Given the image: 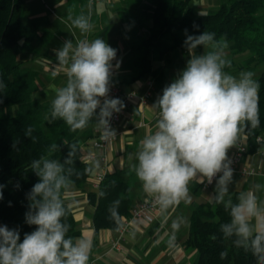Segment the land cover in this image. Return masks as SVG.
<instances>
[{
  "label": "clouds",
  "instance_id": "obj_1",
  "mask_svg": "<svg viewBox=\"0 0 264 264\" xmlns=\"http://www.w3.org/2000/svg\"><path fill=\"white\" fill-rule=\"evenodd\" d=\"M68 19L85 37L91 33L89 16L80 14ZM184 43L190 58L152 105L159 114L155 131L139 141L134 157L130 155L135 160L131 169L142 191L154 199L162 213L190 199L189 184L194 179L201 184H212L215 179L212 199L223 204L230 216L220 225L224 238L235 237L236 247L251 251L257 264H264V200L256 195L261 185L241 192L233 203L229 196L233 169L228 156L246 127L259 126L260 85L252 71L236 75L225 71L231 67L226 53L228 43L217 40L215 33L188 35ZM198 46H203L202 54L196 53ZM53 51L58 64L67 68V79L57 89L45 119L62 120L74 132L94 120L104 138L115 135L109 121L113 113L124 107L119 98H108L117 50L98 37L80 39L75 44L66 40ZM119 67L117 61L115 68ZM32 132L29 127L25 135L32 137ZM63 144L69 148L63 161L52 158L60 150L57 143H52L45 155L31 162L30 168L39 182L28 194L25 219L35 230L25 233L21 242L18 230L0 226V264H89L92 240L67 235L70 225L65 222L67 208L62 197L73 186L71 177L79 173L72 167L77 144ZM95 166H99L98 162ZM120 203L117 199L108 209L117 231L122 227ZM184 223V218L177 217L171 228L175 232ZM168 245L175 246L174 235ZM226 256L227 252L221 253L222 259Z\"/></svg>",
  "mask_w": 264,
  "mask_h": 264
},
{
  "label": "trees",
  "instance_id": "obj_2",
  "mask_svg": "<svg viewBox=\"0 0 264 264\" xmlns=\"http://www.w3.org/2000/svg\"><path fill=\"white\" fill-rule=\"evenodd\" d=\"M86 0H68V6L77 15L82 14ZM118 16L127 28L129 58L124 63L128 74L122 82L131 83L145 76L153 79L160 95L164 87L174 80H167L163 66H154L155 61H169V52L185 45L188 35L198 36L204 31L215 33L217 40L229 43L231 54L248 52L249 55L238 64L232 57L227 58L231 67L254 71L262 64L256 80L259 87V126L245 128L247 151L254 152L261 141L257 137L264 132V0H225L216 9L198 14L190 5V0H126L116 8ZM44 16H29L25 0H0V226L18 230L20 241L25 233L35 230L26 223L29 211L28 194L39 177L32 172L30 164L34 159L47 153L52 143L60 150L52 158L63 161L69 148L64 145L77 144V152L72 167L79 175L71 177L74 188H81L88 180L91 165L82 158V143L93 137L89 129L72 131L62 120L49 122L51 104L42 103L33 97L37 89L38 72L26 66L19 59V53L43 55L53 37L46 27ZM113 84V82L111 83ZM33 129L32 137L25 135ZM261 137V136H260ZM131 168L109 172L104 175L99 187L87 193L88 202L94 207L91 215L95 230H116V224L109 219L108 209L119 199L120 216L127 217L133 206L134 187L137 182ZM104 192L103 197L99 196ZM64 194V193H63ZM233 203L237 201V191L229 194ZM63 198V197H62ZM227 200L228 197H225ZM67 215L65 222L70 225L68 236L80 234L76 221L65 201ZM230 219L229 211L223 204L203 202L195 204L189 216L188 232L184 242L186 248L195 250L191 264H257L251 251H245L233 244V238L225 239L220 225ZM227 252L225 258L221 253Z\"/></svg>",
  "mask_w": 264,
  "mask_h": 264
},
{
  "label": "crops",
  "instance_id": "obj_3",
  "mask_svg": "<svg viewBox=\"0 0 264 264\" xmlns=\"http://www.w3.org/2000/svg\"><path fill=\"white\" fill-rule=\"evenodd\" d=\"M126 0H109L89 6L84 4L82 14L90 17L93 25L91 33L87 34L88 39H104L111 47L117 50L116 58L113 63V84L119 85L123 90H134L137 94H142L147 88L146 81L150 76L137 79L131 83L122 82L123 77L128 74L124 68L125 61L129 58L128 48L129 39L127 28L118 16L116 8L125 4ZM46 4V1L43 0ZM47 10L35 9L33 5L26 6V12L29 16H44L47 19L46 27L54 33L48 42L47 47L42 49L43 55L35 56L27 53L22 60H25L27 66L37 70L38 80L36 95L42 103L51 104L58 88L66 83L67 68L60 66L57 62L54 49L63 46L66 40L76 41L84 37L80 31L73 27L69 16L75 18L77 13L68 6V0H47ZM197 54H202L203 46H198L195 50ZM227 58H233L238 64L249 55L248 52L232 55L228 43L226 49ZM169 61H155L154 66L162 65L167 80L172 81L176 73L186 67L187 60L190 58L185 45L177 47L169 52ZM120 61L119 69L115 68L116 62ZM257 68V67H256ZM255 68V69H256ZM246 69L235 68L229 73L236 75ZM254 72V71H252ZM254 79H256L254 77ZM160 96L154 85L152 97L145 105H140L134 101L127 109L126 113L119 122L113 127L115 139L104 150H97L91 145V140L97 135L98 129L95 121H91L85 129H89L93 137L85 140L80 152L84 160L86 155L94 153V159L87 161L92 169L87 182L81 188L71 187L64 192L63 199L68 202L69 208L76 221L77 228L80 231L78 237L90 238L93 247L89 259V264H191L195 257V250L185 247V240L188 232V221L192 207L197 203L212 202V195L215 190V179L212 184L204 187L198 179H194L189 184L190 199L187 202H181L175 208L167 212H160L152 222L144 220H134L125 239L121 241V250L113 248L112 243L117 238V230L99 229L95 230L92 213L94 207L87 200V193L97 190L93 185L96 174L105 167V174L109 172L121 171L131 168L135 163L130 159L134 157L137 151L139 141L146 135L155 131V124L159 118L158 110L152 105ZM103 103V99H101ZM99 110H97L98 112ZM261 145L254 152L247 151V139L242 133L237 143H243L246 152L242 159L237 162L238 169L246 166L252 167L259 171L255 175H240L233 173V182L229 185V194L237 191L239 194L244 191L252 190L254 185L260 184L261 189L256 192L259 199L264 200V132L261 133ZM237 143L229 152V158L232 157L236 150ZM106 157L105 163L101 160L100 155ZM99 166L96 167L95 163ZM135 196L133 205L149 198L141 188L140 182L137 181L134 187ZM165 217L167 219L165 220ZM177 217H182L185 223L175 232L171 228L172 221ZM124 217L122 218L123 221ZM121 221V223H122ZM175 236V246L170 247L168 240Z\"/></svg>",
  "mask_w": 264,
  "mask_h": 264
},
{
  "label": "built area",
  "instance_id": "obj_4",
  "mask_svg": "<svg viewBox=\"0 0 264 264\" xmlns=\"http://www.w3.org/2000/svg\"><path fill=\"white\" fill-rule=\"evenodd\" d=\"M109 0H86V4L89 6H92L94 4L100 3V2H106ZM87 38L88 36H84L81 39ZM80 40V39H79ZM147 88L142 94H137L136 91L134 90H123L119 85L116 84H111L110 85V91H109V96L108 98H119L124 107L121 109L120 112L118 113H113L109 123L110 127L113 129V127L119 122V120L122 118V116L125 115L127 109L130 107V105L134 102L137 101L140 105H145L149 99L152 97V94L154 92V82L153 79L150 77L146 81ZM103 99V98H102ZM115 135L104 138L102 135V132L99 130L97 135L94 136L91 140V145L97 149V150H104L109 143L114 141ZM258 141H262V138L260 136L257 137ZM246 152V147L243 143H237L236 150L230 160L232 161L231 167L233 169V173H237L240 175H255L259 174V171L252 168V167H242L238 169L236 167L237 162H239L242 157L244 156ZM95 154L94 153H89L86 155V161H90L94 159ZM101 160L105 163L106 157L105 155L101 154L100 155ZM105 175V167L102 168L101 171H99L94 180H93V185L98 188L101 181L103 180ZM204 187L209 186L207 182L202 184ZM161 212L159 206L155 203L154 199L149 197L147 199H144L136 204H134L130 210V215L127 217H124L122 221V227L120 228L119 231H117V238L115 241L112 243L113 248L117 250H121V241H123L130 230L132 226V222L134 220H144L146 222H152L154 221V218L157 214Z\"/></svg>",
  "mask_w": 264,
  "mask_h": 264
},
{
  "label": "rangeland",
  "instance_id": "obj_5",
  "mask_svg": "<svg viewBox=\"0 0 264 264\" xmlns=\"http://www.w3.org/2000/svg\"><path fill=\"white\" fill-rule=\"evenodd\" d=\"M46 4L43 3V0H25V4L28 7L29 4L35 6L34 8L39 10V9H44L47 10V6L52 7L50 4L47 5V0ZM223 1L225 0H190V5L194 9V11L198 14H204L207 13L211 10L216 9ZM26 52L21 51L19 53V59H22L23 57L26 56ZM27 66V63H24ZM262 69V64L258 65L257 68L254 70L255 78L258 77ZM33 97L37 100H40L39 97L36 95V93L33 94Z\"/></svg>",
  "mask_w": 264,
  "mask_h": 264
}]
</instances>
